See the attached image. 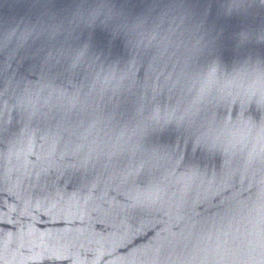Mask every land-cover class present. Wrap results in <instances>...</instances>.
I'll return each mask as SVG.
<instances>
[{
    "label": "water",
    "instance_id": "obj_1",
    "mask_svg": "<svg viewBox=\"0 0 264 264\" xmlns=\"http://www.w3.org/2000/svg\"><path fill=\"white\" fill-rule=\"evenodd\" d=\"M0 264H264V0H0Z\"/></svg>",
    "mask_w": 264,
    "mask_h": 264
},
{
    "label": "clouds",
    "instance_id": "obj_2",
    "mask_svg": "<svg viewBox=\"0 0 264 264\" xmlns=\"http://www.w3.org/2000/svg\"><path fill=\"white\" fill-rule=\"evenodd\" d=\"M98 15H99V12L91 13V14H90V17H89V19H88V23H93V22H95V20H96V18H97ZM135 27H136V28H142V24H138V25H136ZM139 35H140V40L137 42V47L139 46L140 43H143V42H144V39H145V38H147L148 43H151L152 40L155 39V36H154V35H148V36L146 37L145 33H143V32H140ZM194 50H195V49H193V51H194ZM83 55H84V52L81 51V52L78 54V57H77V58L79 59V58L82 57Z\"/></svg>",
    "mask_w": 264,
    "mask_h": 264
}]
</instances>
